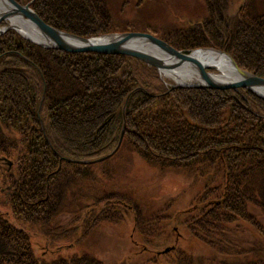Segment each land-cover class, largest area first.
<instances>
[{
  "label": "trees",
  "instance_id": "obj_1",
  "mask_svg": "<svg viewBox=\"0 0 264 264\" xmlns=\"http://www.w3.org/2000/svg\"><path fill=\"white\" fill-rule=\"evenodd\" d=\"M250 6L253 9L241 8L244 15L254 13L253 28L247 30L245 23L225 27L219 47H228L239 66L264 76V10ZM31 7L44 22L82 36L103 32L97 21L110 16L96 0H32ZM200 22L175 32L185 38L197 36L188 43L191 46L206 44L202 36L212 38L219 29H211L210 17ZM86 53L44 48L14 29L0 34V155L21 160L18 169L0 176V191L5 187L0 206H8L16 221L34 229L42 227L45 216H58L62 225L45 231L72 245L73 233L83 221L119 219L123 211L140 212L141 228L148 231L149 221L159 217L148 215L143 203L137 205L130 193L119 189L89 194L90 200L77 203L73 214L63 203L60 181L74 169L69 162L56 170V152L90 159L116 141L124 112L134 145L145 147L142 155H149L159 172L184 178V197L194 203L153 228L186 230L194 246L165 243L168 233L150 238L147 243L155 249L172 246L164 253L152 250L142 264H264V98L242 87L169 90L163 83L153 84L159 82L157 69L137 58ZM133 62L151 76L146 83H140L139 73L128 65ZM124 77L127 82L120 80ZM127 94L122 112L120 103ZM39 121H46L43 136ZM50 173L52 177L44 178ZM159 202L162 212L171 204L170 198ZM66 213L72 217L63 218ZM243 223L255 235L253 246L236 250L228 243H235L236 233L229 232ZM28 235L23 225L0 210V264H105L85 250L59 259L36 256Z\"/></svg>",
  "mask_w": 264,
  "mask_h": 264
},
{
  "label": "rangeland",
  "instance_id": "obj_2",
  "mask_svg": "<svg viewBox=\"0 0 264 264\" xmlns=\"http://www.w3.org/2000/svg\"><path fill=\"white\" fill-rule=\"evenodd\" d=\"M31 1L32 0H23V2L18 1V3H29L31 7ZM104 1L106 4H102V1L96 0V5L99 7L103 5L104 7L102 9L106 12V14H110V16L107 18H105V16H101L100 21H97L100 25L99 28L103 29V32L91 36H82L62 30L48 23L47 24L62 32H65L66 34L68 33L72 35L74 38L75 36H78L86 39H103L125 32H140L162 39L169 46L181 52L182 54L190 55L189 53L195 49L215 50L218 52L222 51L230 56L240 69L246 71L249 74L259 76L255 73V71H251L244 68L243 66H239L234 57L228 52V47L224 45L222 46L223 48H221L219 47V43H221V38L224 39L225 31L223 30L225 27H227V30H230L245 23L247 30L252 29L254 24H256V22L252 20L253 17L251 16L254 13L251 12L250 14L248 12L250 15H244L242 10L244 8L243 5H247L251 8L250 4H252L255 7L254 11H262L264 10V0H252V2H250V0ZM253 3H255V5ZM209 17L210 21L213 22V24L210 26L211 29H219V31L217 34H212L214 38H211V35L202 36V40L207 42L206 44L191 46L188 43L197 39V36H188V38H185L184 36L175 32L187 30L185 28L189 27L188 24H191V26H193L192 24H201V19ZM11 18L12 17L8 16L0 20V34L5 33L8 29H12V27H17L20 32H23L24 30L25 32L28 31L27 29L17 25V23H15L16 20L14 19L12 21ZM224 20L227 26L224 24ZM211 29L207 30L208 33L212 31ZM245 39L251 41V38L248 35L245 36ZM29 41H31V39H29ZM40 42L44 43L46 40L43 39ZM78 43L79 41L71 44L76 46ZM36 44L44 48H55L58 50L67 51L56 47L46 46L45 44ZM148 44L149 42H145L144 49L139 50L144 51L154 58L166 59L167 62H165V64L167 68H158L155 65H152L134 55L126 53L104 54L128 55L130 57L137 58L147 65L154 66L158 71L159 82L152 81V83H163L169 90L175 88H210L202 78L196 64L189 60H184L181 62V64H178L179 60H177L176 56L170 54L167 55L168 57L164 56L160 53L162 52L166 54V50L162 49L154 42L151 45ZM234 44H238V40L234 39ZM180 46L184 48H180ZM71 52L99 53L92 50ZM128 65H132L133 70L139 73L140 77H138V79L140 83H146L151 77L150 75L144 73L142 69L137 64H135V62L128 63ZM120 66L124 67L125 65L122 63ZM191 66L196 69V73H191V75L185 73L183 75L186 77L182 76L181 80L178 79V76L174 74L176 72H180L178 70H185V67H190L191 69ZM204 70L216 78V80L223 82L227 80H233L236 78L235 76H238L235 66H233V68L226 69L223 67L205 66ZM227 71L233 73L230 74ZM230 76L234 77L229 78ZM260 77L264 78V76ZM120 80L124 82L128 81V79L125 77L121 78ZM84 87L85 85L83 84L82 88ZM129 95L130 94H127L125 99L123 98L122 102L120 103V108L123 106L122 112ZM40 98L41 99L37 111L38 113L40 112L41 116V101L44 98V90L42 91ZM122 116L123 123L122 127L119 129L117 140L112 142L110 146L105 148L97 156H93L90 159H74L71 157H66L62 153L56 152V156L58 157L56 170L58 169L59 171L60 169H64L61 165L63 163L69 162V164H72L69 167L72 168V170L74 169L73 172L68 171L66 180L60 181L62 182L61 186H63L62 191H64L63 203L67 205L66 209L71 212L73 211L74 214L76 204L83 203L86 199L90 200L91 196H89V194H93L96 191L119 189L126 195H129L130 193L131 199L134 200L137 205H142L143 203V205L147 207V211H149L148 215L159 218L149 221L151 224L148 231H143L141 228L142 215L140 212H138V214H134V212L128 213L127 211H123L122 213L124 215L121 218L113 220L106 219L95 222L83 221V223L73 233L76 241L75 244L72 245L68 240L65 239H53L52 236L45 231V228L47 227H53L60 224L57 223L60 220L58 216L53 217L54 214L51 216H45L44 219L46 220L42 223V227H40V229H34L28 224L16 221L12 216V212H9L10 208L8 206H0V210L5 211L11 220L25 227L29 234L30 247L36 256H45L59 259L60 255L69 254L72 251L77 252L80 250H85L88 254L102 259L105 264H136V262L138 264H142V261L149 257L148 255L152 250L157 253H164L170 250V246L172 245H168L158 250L154 247H151L153 246L152 244L147 243L150 238H158L159 236L167 235V233L169 234V237H167V241L165 243L170 242L173 244L174 242L175 244H182L183 242L187 245L194 246V243H189L187 241V231L182 230L181 228L169 227L165 231L153 230V228L157 227L159 223L164 222L166 217L173 216L178 211H180V208L181 210L190 208L194 203H192L193 201L188 203L187 198L184 197L185 193L183 191V187L184 184H187V182L183 181L184 178H181L177 176V174L175 175L171 172H159L152 165L150 160H148L150 159V156L142 155L143 151H145V147L137 146L139 147L138 149L134 145L130 132L126 130L124 112L122 113ZM45 122L46 121H39L38 124V127L40 126V134H42V136L44 135V130L42 129L45 126ZM20 163L21 160L19 161L16 155H11V157L0 155V176H3L4 173H7L9 170L14 171L16 168L18 169ZM53 165L55 170V163ZM52 175V173L44 175V178L49 176L52 177ZM15 186L18 187V184ZM2 187L3 190L0 191V193H2L5 189L3 185ZM12 187H14V184ZM162 198H170L171 202L165 212L159 211V205H162L159 200ZM62 217L70 219L72 214L66 213ZM262 220L264 222V217ZM245 227L246 225L243 223V225H238L229 232V234L236 233L234 234L235 243L233 244L228 241L229 245L236 250L249 249V247L253 246V236L255 235L250 229ZM136 233L138 234L136 235ZM199 248L200 246L196 243V249ZM155 258L159 262L162 260L161 257Z\"/></svg>",
  "mask_w": 264,
  "mask_h": 264
},
{
  "label": "water",
  "instance_id": "obj_3",
  "mask_svg": "<svg viewBox=\"0 0 264 264\" xmlns=\"http://www.w3.org/2000/svg\"><path fill=\"white\" fill-rule=\"evenodd\" d=\"M9 5V8L0 13V20L6 18L8 16H25L44 34L46 42L42 43L40 40H37L33 37L29 38V36L24 35V33L20 32L17 27H12L18 30L19 33L22 34L26 39H31L34 43L45 44L46 46L56 47L60 49H64L67 51H96L99 53H126L130 55H134L152 65H155L158 68H165L167 62L166 59H157L153 56L145 53L144 51L127 48L125 46V42L129 41L132 38H144L150 42H154L159 45L162 49L166 50L170 55L176 56L178 64H181L184 60H189L196 64L198 71L201 73L202 78L205 80L207 86L210 88L217 89H227V88H237L243 87L253 91L258 96L264 98V78L260 76H256L253 74H249L246 71L240 69L236 63L234 66L237 70L238 77L233 80H227L225 82L218 81L212 75L207 73L204 70V63L198 61L190 55L182 54L181 52L175 50L171 46H169L162 39L140 33V32H125L121 34H116L113 37H107L103 39H86L82 37L75 36V38L79 41L78 45L74 46L66 40V37H73L70 34H66L55 27L48 25L44 22L30 7L29 3L20 4L16 0H5ZM66 36V37H65ZM167 68V67H166ZM213 77V78H212Z\"/></svg>",
  "mask_w": 264,
  "mask_h": 264
},
{
  "label": "bare ground",
  "instance_id": "obj_4",
  "mask_svg": "<svg viewBox=\"0 0 264 264\" xmlns=\"http://www.w3.org/2000/svg\"><path fill=\"white\" fill-rule=\"evenodd\" d=\"M8 8H9V5L6 3V1L5 0H0V13L3 12L4 10L8 9ZM14 19L16 20L15 23H17V25H19L20 27L28 30L27 31L28 33L25 32V30L22 33H24L25 35H27L29 37H33V38H35L37 40H40V41L43 40V39L45 40L44 34L27 17L18 15V16H13L11 18L12 21ZM66 40L71 42V43L78 42L77 39L74 38V37H66ZM145 42H149L148 45L153 44L152 42L147 41L144 38L137 37V38H132L129 41H126L125 42V46L127 48H137L139 50V49H144V43ZM146 48H148V47H146ZM160 54H163L164 56H167L169 53L167 52L165 54V53L161 52ZM189 54H190V56H192L193 58L197 59L198 61L204 63V65H207V66L223 67L224 69L233 68V66H234L233 59L230 56H228L226 53L222 52V51L218 52V51H215V50L195 49L192 52H190ZM228 66H230V67H228ZM178 71H180V72H176L174 74L176 76H178V79H180V80L182 79L181 78L182 76L186 77L185 75H183L185 73L190 74V75H191V73H196V69L194 67H192V66H191V69H190V67H188V68L185 67V70L181 69V70H178ZM228 73H230V72H228ZM231 73H233V72H231ZM220 76H222V75H220ZM234 76H232V77H234ZM232 77L230 76L229 78H232ZM235 77H238V76H235Z\"/></svg>",
  "mask_w": 264,
  "mask_h": 264
}]
</instances>
